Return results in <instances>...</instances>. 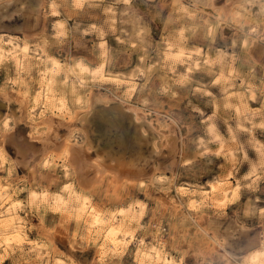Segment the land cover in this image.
Masks as SVG:
<instances>
[{"label": "rangeland", "instance_id": "1", "mask_svg": "<svg viewBox=\"0 0 264 264\" xmlns=\"http://www.w3.org/2000/svg\"><path fill=\"white\" fill-rule=\"evenodd\" d=\"M4 39L0 264H264V0H0Z\"/></svg>", "mask_w": 264, "mask_h": 264}, {"label": "bare ground", "instance_id": "2", "mask_svg": "<svg viewBox=\"0 0 264 264\" xmlns=\"http://www.w3.org/2000/svg\"><path fill=\"white\" fill-rule=\"evenodd\" d=\"M6 43H10L11 47L10 48H5L4 46H2V44H0V58L8 56V55H11V56L14 55L15 58H16L17 64L18 65L23 64L24 61H23L22 57L17 55L16 49H15V47H17L19 45L18 41H14L13 39H9V40L6 41ZM19 48H20V51L22 52L23 55L26 54L27 52H29L28 46L23 44V43H22V45L20 44ZM41 87H43V86H41ZM39 94H40L39 96L42 97L41 103L45 107L47 105H49L46 102V97H47L46 94H44V93L42 94V92L39 93ZM35 101H36V98H35ZM8 120H9L8 117L4 118L3 124L5 126H8ZM72 124L73 123H70V125H72ZM74 125H72V126H74ZM81 155H82V151H81L80 147L76 148V146L75 147L72 146V147H70L68 149L67 156H68V160L69 161H71L73 163L74 162L76 163V161H82V164L81 165L79 164L80 166H79V171H78L80 177L84 176V174L80 173V171H84V170H87V169H90V168H94V170H96V176L97 177H101V175L105 174L103 172V170L105 168L102 165V163H101L99 158H95L94 160H91V161H86V158H84L83 155L82 156ZM46 161H44V162H46ZM111 174H112L113 178L116 180V182L122 181L121 178L119 179L118 177H116L115 174H113V173H111ZM86 176L87 175H85L82 178L83 181H85L84 178H86ZM86 180H87V178H86ZM139 182L143 183V180H139ZM236 188H237V186H236ZM221 192H223V191H221ZM6 194H7V191H2L0 193V206L3 205V207H5L2 211H0V214H1L0 217L3 216V219L0 220V229H6V231L9 232V233L10 232L11 233L14 232V234L18 237L20 235L21 228H20V226H19V224L17 222L18 220H16V218H15L16 210H14V209L16 208V206H15L16 204L11 202V200L7 197ZM61 196L62 195H59V197L57 199H61ZM90 222L93 225H97V227H98V225H104L105 226V232H104V236H103V245H105V246H116L119 241H121L122 239H125V234H124L125 232L122 233L120 221L118 222L117 220H115L114 216H111L110 219L107 221L106 217L102 216L101 213H99V211H97V210L92 208L91 209V215H90ZM15 235H13V236H15ZM12 238L13 237L11 235H8V234L5 233L4 237H0V243L4 242V243L8 244L9 241H11ZM259 252H261V254L264 255V249H261ZM141 255H142L141 263H142V261H146L145 259H147V260H149V262H150V260H152L154 262V264H179L178 262L174 261L171 257L161 255L160 251L158 249H156L155 247H153V246L152 247H148L147 250L146 249L143 250ZM253 256H254L253 257L254 260L258 259V255L256 254V252H255V254Z\"/></svg>", "mask_w": 264, "mask_h": 264}]
</instances>
